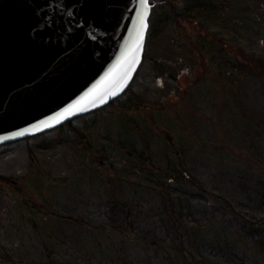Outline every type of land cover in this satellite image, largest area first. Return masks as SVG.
<instances>
[{
  "label": "rangeland",
  "instance_id": "obj_1",
  "mask_svg": "<svg viewBox=\"0 0 264 264\" xmlns=\"http://www.w3.org/2000/svg\"><path fill=\"white\" fill-rule=\"evenodd\" d=\"M152 2L123 95L0 147V257L8 246L59 264H264V234L249 228L264 222V0Z\"/></svg>",
  "mask_w": 264,
  "mask_h": 264
},
{
  "label": "water",
  "instance_id": "obj_2",
  "mask_svg": "<svg viewBox=\"0 0 264 264\" xmlns=\"http://www.w3.org/2000/svg\"><path fill=\"white\" fill-rule=\"evenodd\" d=\"M150 14V0H0V145L122 95Z\"/></svg>",
  "mask_w": 264,
  "mask_h": 264
},
{
  "label": "trees",
  "instance_id": "obj_3",
  "mask_svg": "<svg viewBox=\"0 0 264 264\" xmlns=\"http://www.w3.org/2000/svg\"><path fill=\"white\" fill-rule=\"evenodd\" d=\"M212 0H191V4H192V6H190V8H193V7H200V8H215V5L213 6L212 4H210V2H211ZM228 2V1H227ZM229 2H230V0H229ZM212 8V9H213ZM239 11H242V5H241V8H240V10ZM177 17H180V16H177ZM234 20L233 21H235V23H236V21H237V17L235 16V14H234ZM231 19V18H230ZM229 19V20H230ZM210 31V30H209ZM212 43H210V45H211ZM212 46H213V44H212ZM214 52V51H213ZM235 60V63H238L237 61H236V59H234ZM222 62H226V63H228V65H233V62H232V59H225L224 61H223V59H222ZM239 64V63H238ZM240 65V64H239ZM100 110H102V108L101 109H99V110H97L96 112H99ZM96 112H94V113H96ZM86 117V116H85ZM73 121V120H72ZM72 121H69V122H67V123H65L64 125H62V126H60L59 127V129L60 130H64V128H66L67 127V125H69V124H71V122ZM69 127V126H68ZM182 156H183V154H181L180 155V159L182 158ZM142 157H144V155L142 154ZM146 161V160H145ZM184 164V162H182V165ZM180 174V173H179ZM180 176H183V175H181L180 174ZM166 177L165 176H162V181H165L166 182ZM0 181H6L3 177H0ZM258 199L259 200H257L258 201V203L260 202V201H262V204H263V207H264V191L259 195V197H258ZM114 220V219H113ZM125 221H124V223H127L126 221H127V218H125L124 219ZM259 220V219H258ZM258 220L257 219H255V218H252V219H250V226H249V228H250V230L253 232V235H254V237H255V239H256V237L257 236H262L263 234H264V222L261 224V223H259L258 222ZM117 226H116V229H117V231H119L120 229L121 230H125L126 229V226L124 225V226H120L119 224H116ZM111 226V223L109 224V225H107V226H103V227H106V228H108V227H110ZM110 229V228H109ZM112 230V229H111ZM114 230V229H113ZM190 233H191V238H190V240L192 241L191 243H192V245L193 244H195L194 243V238H195V233L196 232H194V230H191L190 231ZM242 234V233H241ZM63 243H65V244H67V245H70V243H74L75 241H79L78 239H74V240H71L70 242H68L67 240H61ZM74 241V242H73ZM252 242H253V240H252ZM253 244H255V247H254V249L256 250V251H259V252H262V255H264V245L262 244V243H260L259 241H257V240H255V242L253 243ZM122 245V244H121ZM6 247V250H4L3 252H7V256L6 255H1V257H0V264H59L60 263V260L58 259V258H54L53 257V254L54 253H52V252H50L49 253V251H47V250H42L40 253H38L37 255H34V257L31 259V257H26L25 259H22V255H20V254H17L15 251H14V249L13 250H11L10 248L11 247H8V246H5ZM194 248H192V250H193ZM19 250H22L21 248L19 249ZM55 255V254H54ZM192 255H193V253H192ZM18 256V258H17V260L18 261H14L13 262V260H14V258L15 257H17ZM189 257H190V259L192 260V262H191V264H209V263H207V259L206 258H202L201 256H197L194 260H193V258L191 257V255H188ZM11 259V260H10ZM194 262V263H193Z\"/></svg>",
  "mask_w": 264,
  "mask_h": 264
},
{
  "label": "flooded vegetation",
  "instance_id": "obj_4",
  "mask_svg": "<svg viewBox=\"0 0 264 264\" xmlns=\"http://www.w3.org/2000/svg\"><path fill=\"white\" fill-rule=\"evenodd\" d=\"M164 1H165V0H164ZM199 1H200V0H199ZM177 5H179L180 7L172 6V7H171V10H172L173 13H175V15H176V19L178 20L179 17H177V16H179V12H183L184 10H186V7L183 8V9H181L182 6H181L179 3H178ZM190 6H192V4H191V0H189V12H190L192 9H194V8H198V9H200V10H204V8H200V7H193V8H190ZM180 9H181V10H180Z\"/></svg>",
  "mask_w": 264,
  "mask_h": 264
},
{
  "label": "snow or ice",
  "instance_id": "obj_5",
  "mask_svg": "<svg viewBox=\"0 0 264 264\" xmlns=\"http://www.w3.org/2000/svg\"><path fill=\"white\" fill-rule=\"evenodd\" d=\"M141 4L147 3V0H140Z\"/></svg>",
  "mask_w": 264,
  "mask_h": 264
}]
</instances>
